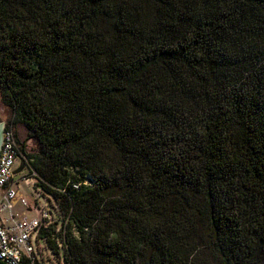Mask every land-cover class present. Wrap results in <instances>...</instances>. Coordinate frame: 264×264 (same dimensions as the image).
Returning a JSON list of instances; mask_svg holds the SVG:
<instances>
[{"label":"trees","instance_id":"16d2710c","mask_svg":"<svg viewBox=\"0 0 264 264\" xmlns=\"http://www.w3.org/2000/svg\"><path fill=\"white\" fill-rule=\"evenodd\" d=\"M0 94L71 264H264V0H0Z\"/></svg>","mask_w":264,"mask_h":264},{"label":"built area","instance_id":"2783aa9c","mask_svg":"<svg viewBox=\"0 0 264 264\" xmlns=\"http://www.w3.org/2000/svg\"><path fill=\"white\" fill-rule=\"evenodd\" d=\"M13 119L3 122L0 151V264H71L67 240L71 216L50 194L42 203L46 192L21 149ZM22 160L25 167L16 173ZM22 183L32 197L23 192Z\"/></svg>","mask_w":264,"mask_h":264},{"label":"rangeland","instance_id":"374dc122","mask_svg":"<svg viewBox=\"0 0 264 264\" xmlns=\"http://www.w3.org/2000/svg\"><path fill=\"white\" fill-rule=\"evenodd\" d=\"M11 117H12L11 111L7 106H5L3 104L2 99H1V94H0V122H5L8 119H10ZM15 132L18 133V138H17L18 141L20 142L21 145L23 143L26 145L28 152L32 153V152H38L39 151L40 146H39L37 140L34 138H28L27 131L23 126H21V125L15 126ZM21 188L25 194L32 197L31 189L29 187L25 186L22 183ZM48 196H49V194L45 193V196L42 199L43 204L47 201ZM50 201H51V199H50ZM50 201H49V203H50Z\"/></svg>","mask_w":264,"mask_h":264},{"label":"water","instance_id":"95a60500","mask_svg":"<svg viewBox=\"0 0 264 264\" xmlns=\"http://www.w3.org/2000/svg\"><path fill=\"white\" fill-rule=\"evenodd\" d=\"M4 127H5V124L3 122H0V151H1V146H2V142H3ZM24 167H25V162H24V160H22L21 165L16 170V173L22 172Z\"/></svg>","mask_w":264,"mask_h":264}]
</instances>
